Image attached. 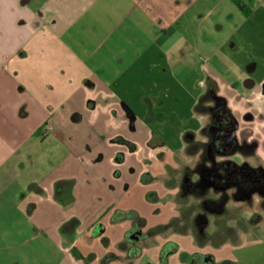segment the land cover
Segmentation results:
<instances>
[{"label": "crops", "instance_id": "obj_1", "mask_svg": "<svg viewBox=\"0 0 264 264\" xmlns=\"http://www.w3.org/2000/svg\"><path fill=\"white\" fill-rule=\"evenodd\" d=\"M253 20L264 34V0H0V264H138L146 232L179 223L170 173L197 156L202 97H223L209 74L189 87L211 61L201 54L224 31L252 37ZM260 58L229 101L264 124ZM185 93L200 126L169 146ZM263 245L225 243L229 255L191 264H264Z\"/></svg>", "mask_w": 264, "mask_h": 264}, {"label": "rangeland", "instance_id": "obj_2", "mask_svg": "<svg viewBox=\"0 0 264 264\" xmlns=\"http://www.w3.org/2000/svg\"><path fill=\"white\" fill-rule=\"evenodd\" d=\"M230 23L235 29L241 28L244 22L234 20ZM245 24H247L246 27L251 26L252 37L244 36L243 30L236 32L232 30L233 33L235 32L232 37L228 35V31L210 37L213 42L212 48L202 52L201 55L210 57L211 61L205 62L202 59L198 61L200 71L192 77L193 81L190 82L189 87L195 88L196 80H198L197 87H203L199 82L205 80L208 74L220 79L222 86L220 91L225 97L227 109L238 123L236 140L242 149L236 152L229 151L226 155L214 156L215 161L218 162V168L223 170L222 164L230 162L239 169L247 166L249 169L264 173V124L259 121L258 117L250 114V102L243 99L229 101L233 99L234 89L237 87L236 84L231 86L230 80L241 76L240 86L242 88L246 77L258 79L261 72L259 68L250 73L251 65L263 57L261 51H264V34L261 24L257 20L246 21ZM228 26L229 22H225L226 29L229 28ZM202 39L204 38L201 37V44ZM232 45H236L237 48L233 49ZM168 56L170 57V54ZM184 56L186 60L188 53ZM262 61L264 62V58H260V63H263ZM201 68L205 71H201ZM180 71L186 78L191 76L190 69L184 68ZM209 91L200 101L198 109L202 112H205V108L212 104ZM193 95L185 93L182 100L178 102V115L166 118L171 123L173 119L176 121L172 125L169 123L171 130L165 134L166 137L170 136L174 139L169 146L179 147L181 145L182 139L179 138L178 132L180 128L190 125V128L196 129L200 126V122L192 117L193 107L199 103L195 102L196 94ZM256 102L259 103V101ZM198 109L196 108L197 112ZM207 118L208 126L211 116L208 114ZM199 138V142L207 145L210 133L204 132ZM189 147L197 153L196 158H191L184 153L179 171L170 173L171 182L177 187L174 201L179 210V223H177L179 225L172 224L169 228L155 227L150 233L147 231V238L137 243L136 253L140 255L138 264H191L196 261L195 257L198 255L202 258L209 255L217 258L229 255L230 249L224 251L218 249L225 243L238 244L254 240L264 242V192L246 191L243 193L238 188L218 189L210 186L207 181L202 187L201 181L207 177L201 174L200 169H210L212 162L206 156L205 146L200 147L198 143H195ZM202 222H206L204 227L201 225ZM218 244L221 245L217 246ZM174 245L177 246L175 252L170 250ZM167 250L172 251L168 256L165 255Z\"/></svg>", "mask_w": 264, "mask_h": 264}, {"label": "flooded vegetation", "instance_id": "obj_3", "mask_svg": "<svg viewBox=\"0 0 264 264\" xmlns=\"http://www.w3.org/2000/svg\"><path fill=\"white\" fill-rule=\"evenodd\" d=\"M209 96L212 104L205 108V112L211 116V120L203 134L209 132L210 140L207 145L197 142L200 147L205 146L206 156L212 162L210 169H200L201 174L207 177V179H202V187L205 186L203 183L207 181L210 186L218 189L238 188L243 193L246 191L264 192V173L249 169L247 166L239 169L230 162L222 164L223 170L218 168V162L215 161L214 156L226 155L229 151L236 152L242 148L238 146L236 140L238 123L227 109L225 99L218 95L215 90H210Z\"/></svg>", "mask_w": 264, "mask_h": 264}, {"label": "trees", "instance_id": "obj_4", "mask_svg": "<svg viewBox=\"0 0 264 264\" xmlns=\"http://www.w3.org/2000/svg\"><path fill=\"white\" fill-rule=\"evenodd\" d=\"M126 215H127V217H129V218L135 219L136 222L139 221V217H138V215H137L135 212H129V213H127ZM219 245H221V244H218L217 246H219ZM169 252H170V251L167 250V252H165V255H168ZM165 257H166V256H165Z\"/></svg>", "mask_w": 264, "mask_h": 264}, {"label": "water", "instance_id": "obj_5", "mask_svg": "<svg viewBox=\"0 0 264 264\" xmlns=\"http://www.w3.org/2000/svg\"><path fill=\"white\" fill-rule=\"evenodd\" d=\"M201 219H203V218H201ZM201 225H202V227H204L206 225V222H204V223L202 222Z\"/></svg>", "mask_w": 264, "mask_h": 264}]
</instances>
